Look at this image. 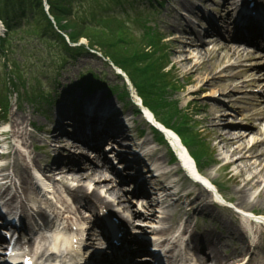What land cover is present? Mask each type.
Wrapping results in <instances>:
<instances>
[{"label": "rangeland", "instance_id": "374dc122", "mask_svg": "<svg viewBox=\"0 0 264 264\" xmlns=\"http://www.w3.org/2000/svg\"><path fill=\"white\" fill-rule=\"evenodd\" d=\"M44 1L47 2V0ZM150 1L75 0L63 21L68 26H77L83 30L85 29L81 21L92 27L105 28V32L110 37L100 38L99 32L95 30L91 31L89 35L94 42L103 43L108 52L110 50V52L119 55L116 50H122V46L118 45L114 36L119 32L126 34L125 39L130 44L128 48H123L124 50H146L147 52L155 50L156 57L165 56L166 59L160 61V63L164 61L161 73L165 78L167 72H171L169 78L173 77L172 82H175L176 87L175 89L169 88L166 94V99L168 100V97H170L171 105L173 108L176 107V111L173 115H170L172 124L175 127H181L182 124H185V121L188 122L190 116L188 130L196 134L195 139L198 145H203L202 150L207 155L208 162L211 161L216 164L212 169L206 170L205 174L215 179L223 195L235 203L240 196L237 190L244 186L251 176L248 170H244V164L252 160L249 157H252L250 155L256 151L255 146H259L258 143L264 140V135L259 134L264 131V104H262L263 100L261 98L264 99V87H262L264 85V51L260 48L252 50L238 41L235 44L231 43L229 36L232 31L233 20L227 19L232 13V7L236 4H232V0H162L161 3L157 1L156 4H151ZM184 1H196L194 5H197V2H202L204 8L212 10V14L216 19H223L220 25L223 27L224 32L220 41L227 44L228 49H230V46L237 45L241 49L247 48V52L238 58L233 56L232 50L219 49V41L218 44L214 36L204 32L205 23L201 22V13H199L201 9L198 12L195 10L194 14L189 15L184 10ZM262 10L264 9L258 8V11ZM18 13L19 11H16L17 16ZM34 15L32 12H28L27 17H30L31 21L27 23L23 21L19 24L13 23L9 31L0 23V39L6 41L11 48V50H8L9 58L0 52V97H6V99H3L4 104H0V133L5 130L7 132L10 130L14 133L17 132V137H12L13 140L9 145L13 154L9 159L0 160V165H6L8 174L12 176L15 175L13 166L16 162L25 166L27 170L25 177L30 183L32 182L31 168L33 165L29 160V152L35 151L33 148L31 149L30 140L24 143L19 138L20 133L18 132L20 131L14 126V121L20 124L24 123V126L20 129L25 127L27 132L34 136L36 145L46 146L45 148L38 147V150H36L40 160L38 161L39 170L50 180H47L49 184L56 186L57 191H60L64 200L72 203V199L64 191L60 177H52L45 171L46 165L52 160L51 158L58 156V154L60 157L67 158L70 153H73V159L76 161L80 155V148L72 149L74 138L66 132L70 127H62L61 134L58 136L60 141L57 144L53 142L50 135L45 133H50L55 129L57 111L66 107L65 114L70 111L68 114L83 117L89 99L93 97L91 101H94L96 94H102L105 101L98 100L97 102L103 101L104 105H111V107L118 110V112H115L113 111L115 109L112 110L111 108L112 113H115L116 116L114 119L117 118L120 122V118H123V120L130 123L129 125L133 128L131 134H133L135 142L149 139L153 143V141L159 140V137L155 136L145 118L136 115L133 112L134 108L128 106L127 100L120 98L119 91L123 94L125 89L128 90L129 88L131 90V84L125 76L117 75V70L112 67L113 65L111 66L110 63L98 57L82 56L76 64L69 61L62 62L60 56L61 46L55 41L56 38L45 41L41 29L36 30L33 28V25L38 21V15L35 17ZM17 16L15 20L18 19ZM190 26H192V29H190ZM38 28H41V26H38ZM146 28L155 34L148 35ZM78 32L81 36L78 48L88 46L89 41L85 38L88 33L82 30ZM196 32L197 36L198 32L201 34L198 37V42L196 41L197 46L196 44L194 46L190 39H193L191 34ZM122 56L120 57L122 58ZM69 73L73 75L66 82ZM83 76L90 78L88 82L93 81L98 84V88L91 94L83 92L84 87L80 85ZM131 94H135V92L132 90ZM132 99L136 101L134 97ZM6 101L9 104L8 113L4 108ZM165 105L164 110H169L170 107L167 104ZM67 106L75 108H70L68 111ZM252 126L256 127L259 133L255 132ZM234 130L244 132L246 137L239 143L226 146L220 140L219 134L226 131L234 132ZM34 140L32 139V142ZM25 145L30 148L28 152L23 148ZM234 147L240 149L232 158L235 159L242 154L247 159L245 161L238 160L236 164L226 165L223 157L228 155L225 151ZM152 148H154L152 160L158 159L159 163L167 164L165 166L168 170L178 171V175L172 180H176L182 192H184L181 196H186L173 202L167 208L160 207L155 203L157 216L160 217V220L163 212L169 211V213L179 214L181 211V218L190 220L192 230H195L194 235L199 236V241L202 242V236L207 233L223 238L218 246L226 257L232 256L231 264H264V234H259V230L254 226L255 224L249 222V218L244 219V217L242 218L237 214V208L236 210L222 209L214 204L213 199L208 200L207 197H205V201L211 202L212 205L204 213L199 211L198 206L194 204L196 199L191 195L202 189L199 190L198 185L179 173L180 167L173 162L167 145L160 142L157 147ZM20 155H23L25 159L21 158ZM84 155L89 156V158L92 156L89 152ZM85 164L83 161V166ZM49 166L54 167L52 162ZM15 184H20L17 178ZM129 185L130 183L123 182L117 184L120 198L123 200L121 204L123 203L124 207H129L130 211L139 214L137 224L134 227L129 225L130 235L133 236L134 233L135 237L147 241L149 244L170 237L169 240L176 239L178 243L182 241L180 244H185L186 247L185 242L191 237L190 234H184L183 237H181L182 234L176 232L171 235L160 234L159 230L164 226L160 223V220L153 222L148 218L146 219V217H149L148 211L143 206L146 203L142 202L141 198L133 196L131 190H128ZM33 188L37 198L36 201L42 203L41 206L46 208L49 215H52L56 208L62 210L59 195L50 199L49 196L54 192H51V194L46 193L44 190H40L42 187L37 185ZM14 189L15 187H11L7 191L10 194V191ZM260 189L252 188L248 191L245 206L247 210L252 209L254 214L256 213L255 215L264 216V199L261 198L262 194L259 196ZM86 199L81 200L78 206L79 210L82 208L81 211L85 217H87L86 214H89L85 211L86 201L88 202ZM109 200L113 201L114 198L109 196ZM52 203L55 205L54 208L50 207ZM115 205L117 204L115 203ZM29 207L34 208L33 205H29ZM29 207L25 214L27 217ZM96 207L98 212L94 216L89 214L92 220L87 221L89 223L96 221V226L92 224L89 227V233H86L90 235L93 239L91 242L95 244L92 251L98 249L99 243L98 230L97 232L95 230L97 227L100 228L97 219L103 218L105 220L108 217L113 218V215H115L110 209H105L99 204ZM113 207L117 210L120 209L118 206ZM69 217L71 223L76 225L77 218ZM42 224L44 226L45 222H39L43 231L45 228ZM232 228L239 231L241 236L243 235V240L238 241L234 238L233 235L236 231L230 232ZM93 231L94 234L96 233L95 237L90 234ZM250 231L253 232V235L250 234ZM145 233L148 236H145ZM242 243H247V245ZM193 246H195L194 243ZM246 246L245 253H242L243 248L245 249ZM213 250L211 249V254ZM254 254L259 256L256 257L255 263H252L251 257ZM214 259L213 256L211 260ZM216 260L219 261L220 259Z\"/></svg>", "mask_w": 264, "mask_h": 264}, {"label": "bare ground", "instance_id": "6f19581e", "mask_svg": "<svg viewBox=\"0 0 264 264\" xmlns=\"http://www.w3.org/2000/svg\"><path fill=\"white\" fill-rule=\"evenodd\" d=\"M196 1H184V10H186L189 15H192L195 10L198 12V10L201 9L199 13H201V22H203V24L205 23L204 32L214 36L217 43L219 41V49H228V45L220 41L224 32L223 27L220 25L223 19H216L212 14V10L204 8L202 2H197L198 4L194 5ZM232 1V4H236L232 7V13L227 19L233 20V27L229 36L231 38V43L235 44L237 41L243 43L247 42L249 46H253L255 43L260 42L264 45V10L258 11L254 9V7L252 8L256 0ZM257 6H261L264 9V0H258ZM190 29H192V26H190ZM200 34V32H198V36L197 32L191 34L193 39H190V42L192 41L194 46L195 44L197 46L196 41ZM228 50H232L233 56L240 58L248 49H241L240 46L233 45L230 46ZM251 54L254 55L252 52ZM76 62L74 63L76 64ZM117 71L124 75L129 82L130 78L122 68L117 67ZM72 75V73L67 75L66 82L72 78ZM262 87H264V85H262ZM96 95L97 96H94V101L92 100L93 102L91 101L92 97L89 99L88 103H86L87 106L83 117L75 114H68L70 112L69 110V112L65 114L66 107L64 106L65 108H63V110L61 108L56 112L57 122L55 129L50 133L45 132L50 135L53 142L57 144L60 141L58 136L61 134L62 127H70L66 132L74 138L72 149H81L80 153L78 152L80 155L77 161L73 159V153H70L67 158L60 157L58 154V156L51 158L52 160L45 167V171L52 177H60L64 191L72 199V203L64 200L60 191H57L56 186L49 184L47 182V176L43 175L39 170L38 161L40 160L36 150H38V147L45 148L46 146L36 145L34 136L28 133L25 127L20 129V127L24 126V123L20 124L14 121L15 128H18L20 131L18 132L20 133L19 138L22 139L24 143L30 140L31 149L33 148L35 152H29V160L33 165L32 168L37 170V176L41 178L42 174V179H40V182H35L33 180L34 178L36 181L38 180V177L35 175L34 178L31 177L32 182L30 183L25 177V173L27 172L26 167L16 162L13 166L15 175L12 176L5 173L4 176H1L4 187L3 184H0V189L6 190L5 184L10 185L6 188L15 187V189L10 191V197L6 196L4 198L0 196V214L4 219H15L23 226L26 217L22 214L21 210L27 213L29 205L34 206L33 209L29 207V219H27L26 227L31 222L29 227L32 226V238H30L31 240L29 239V243L35 244V241L39 242V247L41 248V251L39 250L35 255H38L36 264H55V262L56 264H97L92 260L95 254L91 255L90 260L87 259V255L92 253L95 244L91 242L93 239L90 235L86 234L89 233V227L92 224L96 226V221L92 223L87 221L92 220L90 215L93 214L92 216H94V214L98 212V208L96 207L97 204L105 207V209H110L112 213L119 216L123 226L119 225V227H116L117 239L123 244H128V247L133 251L126 250L124 246L115 248L109 244L108 247L124 251V253L128 254V256L130 255L131 258L134 255L135 259H140V261H142L137 264H144L143 261L146 262L145 264H231L232 256L229 258L226 257L222 249L218 246L223 238L221 239V237L207 233L205 236H202V242L199 241V236L194 235L195 230H192L190 220H183L181 218V211L179 214L176 213L177 215L173 212L169 213V211L166 213L163 212V216L160 220V217L157 216V209L155 208L156 200H152V198L154 196L161 197L159 200H161V205L163 204L165 208L179 200V197H181V194L184 192H182L178 182L172 180L178 175V171L168 170L165 166L167 164L162 162L159 163L158 159L152 160L154 148L149 149V146L154 145L156 147L157 143L154 141L152 143L149 139L143 142L137 141L136 143L133 134H131L132 131L130 127L126 125V121L123 120V118H120V122L117 118L114 119L116 116L114 115L115 113H112V110L115 109L113 110L115 112H118V110L111 107V105H104V95ZM261 98L263 100L262 104H264V99L263 97ZM98 100H103V103L101 101L97 102ZM136 100L139 106H143L141 99L137 97ZM144 113L147 120H149L154 127L160 128L164 132V137L170 142L184 163L188 165L189 171L191 170L190 172L192 173L187 174L193 175L194 178H192V181L198 184L199 190L202 189L196 192V194L191 195L196 199L194 204L198 206V210L204 213L212 205L211 202L205 201V197H207L208 200L213 199L214 204L215 202L224 204V201L227 200L217 187L215 179L206 175L205 172H201V174L198 173L200 176L194 173V169L191 167L190 163L192 165L196 163L193 161L194 159L189 154V151L184 147L179 136L160 122H157V120L155 121L150 110L144 109ZM252 128H254V126H252ZM254 131L259 133L256 127ZM11 133V137H17V132ZM259 134L264 135V131ZM245 137L246 134L240 130H234V132L226 131L219 134L220 140L226 146L239 143ZM32 139L34 140L33 142ZM258 144L259 146H255L256 151L250 155L252 157H249L252 160L244 164V170H248L251 176L246 181V184L237 190L240 196L238 201L235 202L236 204L233 202L231 204L234 210L237 208L242 218H249L250 220L248 221L255 224L254 226L259 230V234H264V230H262L264 229V216L255 215L256 213L254 214L252 209L247 210L245 206L247 203L248 191L252 188H261L259 196L262 194L261 198L264 199V140L260 141ZM23 148L26 152L30 150L27 145L23 146ZM239 149L240 148L234 147L231 150L227 149L225 151L228 155L223 157L224 162L226 161V165L236 164L238 160L245 161L247 159V157L242 154L239 156L237 155L238 159L232 158ZM86 150L88 152L90 150L93 152L92 158L89 159L87 155H84L87 154ZM20 156L24 158L23 155ZM83 161L86 163V166H83ZM51 162L54 167L49 166ZM200 170H202V168H200ZM179 173L182 174L183 171L179 170ZM16 178L20 181V184H17L19 187L15 184ZM119 182L130 183L128 190H131L134 197L141 198V201L146 203L143 205L149 214V217H146V219L148 218V220L153 222L160 220V223L164 226L159 230L160 234L171 235L173 232H176L182 234L181 237H183L184 234H190L191 237L185 242L186 247L185 244H180L182 241L178 243L176 239L169 240L170 237L157 240L154 244H146V242H143L137 237L131 236V231L123 227L129 225L134 227L138 222L139 214L137 215L134 211H130L129 207H124L123 203L121 204L123 200L119 195V187L117 186ZM29 184H31V186H29ZM39 184L45 192H49L50 194L54 192L49 196L50 199L59 195L62 210L56 208L52 215H49L46 208L41 206L42 203L36 201L37 198L35 197L36 194L33 192V187ZM175 193H177V195ZM109 196H112L114 200H109ZM84 198L88 200V202L86 201V208L84 207L86 209L85 211L90 214L85 213L87 217L82 214V208L80 207V210L78 208L80 201ZM114 202L117 205H115ZM54 206V203L50 204V207L54 208ZM113 206H118L120 209L117 210ZM69 216L77 218L75 221V223H77L76 225L71 223ZM173 218H175V220H173ZM38 221L45 222V232L41 230ZM107 222L109 227H105V232L103 233L107 236L106 238L104 237L106 243H108L110 239L108 236L109 232L112 231L117 224L115 221H112L111 224L109 221ZM97 223L100 224L99 226L102 228L105 220L103 218H98ZM260 225L263 227H260ZM95 230L96 232L98 230V234H100L99 227ZM35 231H37V233ZM234 231H236L235 235H233L234 238L238 241L243 240V235L241 236L239 231L235 228H232L230 232L233 233ZM90 234L92 237H95L96 233L94 234L93 231ZM250 234L253 235V232L250 231ZM145 236H148V234L145 233ZM51 240L53 241L52 244ZM42 242H44V244H42ZM193 243L195 246H193ZM242 244L247 245V243ZM246 248L247 246L245 249L243 248L242 253H245ZM63 249L65 250L63 251ZM211 249H214V254H211ZM255 252L257 251L255 250ZM161 255L164 257H161ZM213 256L215 259L220 260H211ZM257 256L259 255H252V263H255Z\"/></svg>", "mask_w": 264, "mask_h": 264}, {"label": "trees", "instance_id": "16d2710c", "mask_svg": "<svg viewBox=\"0 0 264 264\" xmlns=\"http://www.w3.org/2000/svg\"><path fill=\"white\" fill-rule=\"evenodd\" d=\"M73 1L75 0H47L50 8V15L55 20L54 24L44 10V0H0V20L9 31L13 23L19 24L23 21H26V23L31 21V18L27 17L28 12L34 13V17L38 15V21L33 25V28L36 30L41 29L45 41L56 38L55 41L61 46L60 56L62 58V62L69 61L74 63L82 56H91V54L89 53L90 50L84 46L80 49L70 47L60 32L66 34L73 44H78L81 41V36L78 31L82 30L87 32L88 34L85 38L89 41V49L97 50L105 58L112 61L116 66L122 68L128 74L144 104L155 113L159 122L174 129L181 136L185 146L202 164L203 161L200 156L207 157V155L203 153V145H198V142L195 139L196 134H193L191 133V130H188L189 122L191 120L190 116L188 117V122L185 121V124H182L181 127H175L172 124V118L170 115H173L176 111V107L173 108L171 105L172 102L169 101V99H166V94L169 88L175 89L176 87L174 85L175 82H172L173 77L169 78V76H171V72H167V76L165 78L161 73L164 61L161 63L160 61L166 59L165 56L156 57L155 50H149L150 52H147L146 50H124L123 48H128L130 44L128 40L125 39L126 34L119 32L113 35L115 36L118 45L122 46V50L116 51L119 52L120 56L124 54L126 57L124 58V56H122L121 58L118 54L110 52V50L108 52L103 43L94 42L89 35L91 31L95 30L99 32L98 35L100 38L110 37L108 33L105 32V28L99 26L92 27L89 24H85L81 20L80 21L84 25L85 30L79 29L77 26L73 25L68 26L64 23L63 19L68 15V10L72 8L74 4ZM157 1L161 3V0H151L150 2L151 4H156ZM16 11H19L18 16L16 15ZM16 16L18 19L15 20ZM38 26H41V28H38ZM146 29V33L148 32V35L155 34L154 32L149 31L148 28ZM8 47L7 42L0 39V52L7 58H9L8 50H11V48ZM87 76H83L81 78L80 85L86 86V94H91V92L98 88V84L93 81L88 82L90 78H87ZM124 91L125 92L123 94L119 91L121 96L128 95L127 90L125 89ZM3 99H6V97H0V104H4ZM5 104L7 105V101ZM165 104L170 107L169 110H164L166 107Z\"/></svg>", "mask_w": 264, "mask_h": 264}]
</instances>
